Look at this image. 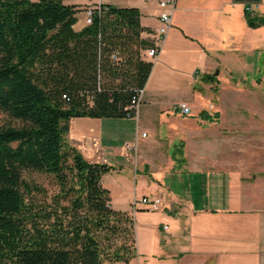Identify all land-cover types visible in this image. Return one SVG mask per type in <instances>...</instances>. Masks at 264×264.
Instances as JSON below:
<instances>
[{
  "label": "trees",
  "instance_id": "16d2710c",
  "mask_svg": "<svg viewBox=\"0 0 264 264\" xmlns=\"http://www.w3.org/2000/svg\"><path fill=\"white\" fill-rule=\"evenodd\" d=\"M68 1L0 0V112L14 121L0 126V264H131L137 256L134 220L111 207L103 184L113 167L87 160L67 135L73 118L135 115L153 66L143 50L154 42L141 37L136 7L95 4L75 30L80 9ZM246 13L250 27L264 24ZM34 174L51 177L54 190Z\"/></svg>",
  "mask_w": 264,
  "mask_h": 264
},
{
  "label": "crops",
  "instance_id": "0c3cea01",
  "mask_svg": "<svg viewBox=\"0 0 264 264\" xmlns=\"http://www.w3.org/2000/svg\"><path fill=\"white\" fill-rule=\"evenodd\" d=\"M98 1H68L80 9L73 25L75 30L89 23L88 11ZM160 1L104 2L138 8L144 29L141 37L149 47L153 42L157 47L155 57L146 55L148 48L143 50L144 59L153 66L135 112L137 116L141 105L151 100L155 107L151 113L146 110L143 117L149 126L136 124L127 134H118L112 125L122 118L81 117L75 125L73 118L67 138L87 160L107 163L117 174L124 170L120 162H128L122 147L133 138L135 145L140 140L144 144L145 157H141L140 164L161 140L172 149L170 161L179 170L174 174V182L167 186L165 210L174 222L163 228L168 231L153 242L156 254L142 264H264V155H248L249 140L264 139L255 134L262 129L246 123H218L222 113H211L202 103L209 97L208 88L222 92L221 75L225 77L224 87L239 88L248 82L249 76L253 83L261 79L256 71L264 65V24L250 27L245 6H252L251 15L264 17V0H176L174 6L166 8L172 9L171 21L158 42L160 13L166 10L159 6ZM204 74H215V83L205 82ZM177 102L187 103L191 113L182 115L175 111L173 105ZM202 112L213 118H202ZM235 112L241 115L238 112L242 111ZM150 116L156 118L155 123H150ZM175 148H181L182 153L173 156ZM144 163L142 170L135 164L136 173L154 171L148 162ZM255 169L259 171L254 173ZM114 181L115 185H125L121 178ZM193 186L198 189L195 195ZM209 190H222L225 194L219 206L196 199L197 193L207 194ZM125 193L128 197L124 196L123 202L114 204L111 198L113 209L127 211L115 208L130 204V193Z\"/></svg>",
  "mask_w": 264,
  "mask_h": 264
},
{
  "label": "rangeland",
  "instance_id": "374dc122",
  "mask_svg": "<svg viewBox=\"0 0 264 264\" xmlns=\"http://www.w3.org/2000/svg\"><path fill=\"white\" fill-rule=\"evenodd\" d=\"M261 71H256V74L261 75V79L256 83H253L251 80V76L248 78V82L244 83V85L238 86H226L225 77L221 75L222 82L220 84L221 88H223L222 92H219L216 89L208 88V96L204 98L202 101L203 104L208 107L211 113L216 111H220L222 114L218 119V123L227 125L232 123L242 124L246 123L249 126L255 127V125L260 126L262 131L256 133V135H263L264 137V65L261 67ZM153 102L150 100L146 104H142L140 108V112L137 113V116L134 115L132 117H125L122 119H116L113 122V129L118 134L123 132H129L131 127L137 124L138 127L149 126L143 122V117L145 115L146 110H149V113L153 110L155 105L152 107ZM235 110H241L242 112H238L241 115H236L234 113ZM77 118L73 119V125L77 122ZM150 123H155L156 118L149 117ZM14 123L12 119H10L6 114L0 112V126ZM263 127V128H262ZM139 129V128H138ZM126 133V134H127ZM254 134V132H253ZM133 140V141H132ZM134 138L131 139V148H125V145L122 147L126 151V157L128 162H120L124 166V170L117 174L116 171H110L103 178V184L110 190V195L112 198V202L121 200L124 201L125 192L130 193L129 205L126 207H115L127 210L134 220L135 227V235H136V246L138 256L132 259L131 264H142L145 262L147 257H150L152 254H156V250L153 248L154 240L158 239L160 234L168 228V226H172L174 220L173 216L166 212L165 207H167L168 199L165 198V193H167V186L174 182L176 179L174 174L177 173L178 168H174L173 162L170 161L172 149H168V146L162 140L156 144V147H151L148 151V159L144 162H148L154 171H149V169L142 172L135 171V164L139 165V169L142 170L145 166V163H141V157H145V153L142 150L144 144L141 140L135 145ZM145 141V140H143ZM94 143V142H93ZM137 147V149H136ZM138 153H137V152ZM171 151V153H170ZM177 151V148H176ZM175 151V152H176ZM140 154V155H139ZM248 155L249 156H263L264 155V139L258 138L255 141L249 140L248 143ZM119 167L117 168V170ZM259 170H253L256 173ZM34 179L43 184L47 189L53 191L55 188L54 182L51 177L45 174H34ZM121 178L125 185L119 184L115 185V181L113 179ZM123 187V189H122ZM194 189V186H193ZM195 190H193V194L195 195ZM222 190H217L215 192H210L206 194L205 191H200L196 195V199L202 200L204 204L209 206L217 205L219 206L223 201V194L220 192ZM164 192V193H163ZM155 198L160 197L164 199V205L162 208L153 211L146 210L141 208V210H134V202L140 201L143 197ZM163 196V197H162ZM128 197V195L126 196ZM198 203V202H197ZM136 207H139V204H136ZM139 209V208H137ZM159 226V227H158ZM153 227H157L155 231ZM166 227L164 230L163 228ZM120 240H117V243ZM102 264H109L107 260H104Z\"/></svg>",
  "mask_w": 264,
  "mask_h": 264
},
{
  "label": "built area",
  "instance_id": "2783aa9c",
  "mask_svg": "<svg viewBox=\"0 0 264 264\" xmlns=\"http://www.w3.org/2000/svg\"><path fill=\"white\" fill-rule=\"evenodd\" d=\"M106 0H99L98 1V5L103 4ZM176 0H162L159 2V6L161 8H167L169 5L170 6H174ZM245 11L247 12H252V6L251 5H247L245 6ZM171 10H163L160 13V21L162 23V25L156 30V37H157V41L160 42L162 40L163 35L166 33L170 21H171ZM88 15H90V11H88ZM157 47H152L150 49L147 50L146 55L148 57H155L157 55ZM141 96H142V92L139 95L138 100H134L133 101V107L135 109H137L140 100H141ZM173 109L177 112H179L182 115H189L191 113V109L189 107V105L185 102H177L173 105ZM142 136H145V134H142ZM94 144L96 146V140H93ZM125 148L130 149L131 145L130 144H125ZM139 204V207H136V204ZM164 199L160 198V197H155V198H149V197H143L140 201H135L134 202V206L133 209L137 210V208H144L146 210H153L156 211L160 208H162V205H164ZM166 227H164L165 229Z\"/></svg>",
  "mask_w": 264,
  "mask_h": 264
}]
</instances>
